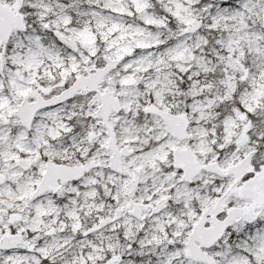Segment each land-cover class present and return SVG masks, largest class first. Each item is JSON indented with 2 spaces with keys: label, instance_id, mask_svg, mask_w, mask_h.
Segmentation results:
<instances>
[{
  "label": "snow or ice",
  "instance_id": "6c2138e0",
  "mask_svg": "<svg viewBox=\"0 0 264 264\" xmlns=\"http://www.w3.org/2000/svg\"><path fill=\"white\" fill-rule=\"evenodd\" d=\"M0 264H264V0H0Z\"/></svg>",
  "mask_w": 264,
  "mask_h": 264
}]
</instances>
